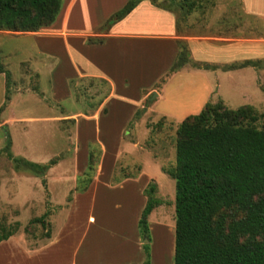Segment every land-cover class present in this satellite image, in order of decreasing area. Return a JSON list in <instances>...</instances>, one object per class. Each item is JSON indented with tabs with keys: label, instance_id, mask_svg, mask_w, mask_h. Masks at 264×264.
I'll return each instance as SVG.
<instances>
[{
	"label": "crops",
	"instance_id": "crops-1",
	"mask_svg": "<svg viewBox=\"0 0 264 264\" xmlns=\"http://www.w3.org/2000/svg\"><path fill=\"white\" fill-rule=\"evenodd\" d=\"M128 1L63 0L58 27L56 24L53 25L50 32L23 33L36 39H52L51 42L56 39L63 45L62 49L65 50L63 52L70 54L72 67L65 74L68 96H77V90L81 88L84 80L98 81L106 88L100 104L94 109H90L83 102L77 110L71 109L70 113H61L62 116L40 117L35 112L25 109L23 104L27 98L44 96L45 99L50 96L52 100L62 105L66 104L65 99L68 97L63 96L65 89L63 92L55 89V82L51 76L48 78V88H42V69L45 63L32 67V71L38 75L40 84L38 90L22 91L12 78L10 70L11 81L8 87L6 75L0 74V109L6 124L16 127L17 124H23L25 125L23 130L27 131L29 126L25 124L28 123L26 121L53 125L59 124L55 119L74 121L72 132V138L76 143L74 157L59 160V163L46 173L48 180L53 178L56 181H66V175L60 174V177L54 178L51 173L71 161L69 163L75 166L72 180L76 181L88 168L89 144L92 143L90 133L96 129L104 134H117V143L114 146L116 155L111 166L106 162L109 153L106 137L105 140L95 141L102 146V158L96 176L85 192L75 194L73 202L65 205L60 211L67 214L66 219L56 225L50 223V234L33 239L34 242L30 244L25 243L26 249L23 247L24 242L18 239L21 237L19 233L1 242L0 264H144L148 259V252L150 264H175L176 217L168 216L164 203L157 206L148 217L149 239L144 238L139 225L148 201L144 192L151 181L156 182L158 199L163 201L160 197L162 186L157 181L161 177V170L157 163L142 160L143 170L140 175L123 179L117 187H111L118 161L125 155L140 154L135 144L124 141V134L136 112L145 108L144 105L150 97L157 94L151 99L155 104L164 96H179L184 81L193 86L195 80L201 78L205 84L202 85L203 94L200 93L199 96H210L209 82L212 76L216 78L220 76L219 73L234 75L250 68L255 72L256 86H259V82L261 85L264 84V80L260 79V76H264V32L259 34L257 31L260 28L264 29V0H240L239 11L236 7L220 8L225 15L231 10L241 13L243 20L234 27L236 34L247 26L246 19L249 20L250 34H254L250 37L246 36V32L242 36L228 37L223 33L222 26L219 28L218 38L179 34L178 20L172 10L144 0L104 35L103 43L89 44L88 38L101 36L98 34L99 28ZM178 40L186 43L192 63L218 68L201 70L186 65L180 71L170 74L180 52ZM41 48L43 54H40V57L39 53L38 56L35 54L32 58H40L39 60L46 62L44 57L50 55L52 51L44 44H41ZM242 48L243 50H240ZM235 50L239 59L233 61L238 58L237 55L227 53ZM246 61L261 63L257 67L223 70L227 65ZM178 82L180 87H174V84H179ZM185 89L190 96H195L194 94L198 92L194 91V88ZM8 93L10 100L6 103ZM146 109L151 112V105ZM2 127L7 129L6 126ZM85 140L88 142L87 145L83 143ZM33 160L39 164L47 163L43 162V157ZM120 190L125 191L128 205L97 203L99 197L100 201H105L107 195H115L114 192H121Z\"/></svg>",
	"mask_w": 264,
	"mask_h": 264
},
{
	"label": "rangeland",
	"instance_id": "rangeland-1",
	"mask_svg": "<svg viewBox=\"0 0 264 264\" xmlns=\"http://www.w3.org/2000/svg\"><path fill=\"white\" fill-rule=\"evenodd\" d=\"M239 1L163 0L161 3L169 4L175 13L182 35L218 38L219 28L222 26V29H224L223 33L228 37L242 36L244 32L247 33L246 36H253L254 34H250V29L248 28L249 20L247 19V26L241 30L242 34L241 32L235 33L234 27L243 20L240 12L231 10L225 15L224 11L223 13L220 11V8L224 9L225 6L228 9L236 7L239 11ZM173 2L176 4H188L185 7L186 11L190 9L189 4L194 3V6L190 13L187 14L179 7L173 6ZM181 11L184 16H182ZM59 17L60 15L53 24H56V27L59 26L57 25ZM52 26L44 28L39 32H50ZM257 31L260 34L264 32V29L260 28ZM51 40L36 39L22 32H0L2 63L11 71L12 78L16 80V84L22 91H26L27 89L38 90L40 87L38 75L32 71V67L35 68L37 65L45 63V67L42 69V88H48V78L51 76L55 82V89L59 90V92H63L65 89L63 96H68V84L65 82V74L72 67L70 54L63 52V45L59 44L56 39H53L54 41L52 42ZM40 43L47 45L48 49L52 51V53H49L50 55L44 57L47 60L46 62H42L39 60L40 58H32L35 54L38 56L37 54L39 53V57L40 54H43V51H41L43 48H41ZM240 50H243V48ZM235 52L236 50L227 53L228 55H237L238 58H235L233 61L239 59L238 54ZM219 74L220 76H216V78L211 77L209 82L211 86L210 96H199L200 93L203 94L202 85L203 83L205 84L200 78L199 80H195L196 82L193 83V86L187 84L186 81L182 82L184 85L182 89L179 86V82L177 85L174 84V87H180L179 96H164L161 100H157L155 104L153 103L154 100L151 101L153 96L150 97L144 106L148 108L151 105V112H148L146 109L145 113L130 125L124 134V141L135 144L140 154L123 156L116 165L114 177L121 180L137 177L143 170L142 160L146 162L152 160L157 163L161 170V177L157 179L158 183L162 186L160 197L163 198V203L169 217H176V181L165 173L163 168L167 170L175 168L178 140L177 129L182 121L187 117L199 114L207 103H211L212 105L221 103L230 109L251 105L255 107V112L260 118L257 126L260 127L263 123L261 116L264 115V84L261 85V82H259V86H256L254 70L246 68L241 72L234 73V75L229 73H226V75L224 73ZM260 79L261 81L264 80V76H260ZM72 86L74 88V85ZM80 87L77 90V96H68L65 99L66 104H58L50 96L44 99V96L30 95L34 96V98H27L23 106L29 112H35L40 117L62 116L61 113H70L71 109L77 110V107L83 102L90 109H94L100 104L106 93V88L98 81L84 80ZM185 87L190 90L194 88V91L198 92L194 94L195 96H190ZM145 108H143V111ZM1 115L2 111L0 112V238L14 231L17 226L19 229H17L15 234H21V237L18 239L24 242L23 247L26 249L25 243L30 244V242H34L33 239H40L50 234V223L53 225L60 224L61 221L66 219L67 214L60 213V211L65 205L73 202L75 194L85 192L83 188L88 183L80 182L79 179L83 175L76 181L72 180L73 168L75 166L69 163L71 161H68V164L61 166L59 170L51 173L54 178L60 177V174L66 175V181H56L53 178L48 180L46 174L41 176L38 172L23 167L10 160L3 151L7 140L10 139L12 141L11 152L17 159L32 160L35 163L33 159L43 157V162H47L46 164L56 160L57 162L54 165H57L59 160H69L74 157V153L76 152V143L72 138L73 120L60 121L59 119H55L59 123L58 125L51 123L33 124L26 121L28 123L25 124L29 126L27 127L29 130L24 131L25 125L17 124L18 127H16L11 126L9 123L6 124ZM2 126H6L8 130ZM116 137L117 134H104L96 129L90 133V141L92 142L89 144L90 150L93 148L97 161L92 180L96 176L102 158V146L95 141H100L101 139L107 141L109 153L106 162L111 166L116 155L114 150V146L117 143ZM83 143L87 145L88 142L85 140ZM113 180L111 187L115 188L120 182H113ZM114 194L112 196L107 195L105 201H100L101 198L99 197L97 203L128 205L126 203L125 191H116ZM155 196L159 197L158 189ZM45 214L48 215L45 217L43 223L36 221ZM224 215L227 223H229L244 215V213L237 209H231L227 210ZM246 240L247 238L243 237L240 239L241 242H245ZM24 248L21 247V250L24 251ZM13 251L17 252L16 249H13ZM15 252L13 254H17Z\"/></svg>",
	"mask_w": 264,
	"mask_h": 264
},
{
	"label": "trees",
	"instance_id": "trees-1",
	"mask_svg": "<svg viewBox=\"0 0 264 264\" xmlns=\"http://www.w3.org/2000/svg\"><path fill=\"white\" fill-rule=\"evenodd\" d=\"M144 0H129L98 30L99 37L88 38L89 44H101L104 35L125 19ZM164 9L169 4L149 0ZM175 1V0H174ZM187 14L194 3L176 4ZM63 0H0V31L39 32L52 26L62 10ZM181 11V13H182ZM182 16L183 13H182ZM181 34V28L177 26ZM179 54L170 74L186 65L198 69L215 70L217 66L192 63L185 42L178 40ZM0 48V74H5L7 85L11 73L2 63ZM261 62L246 61L223 67L224 71L260 66ZM264 91V87H263ZM10 100L6 95V103ZM5 106V105H4ZM251 105L230 109L221 103H207L197 115L187 117L177 129L176 164L173 170L163 168L176 181V245L175 264H264V115L260 119ZM1 111V109H0ZM146 111L136 112L130 125ZM9 139V138H8ZM9 139L4 148L8 158L23 167L46 174L56 160L43 165L17 159L11 152ZM93 148L89 164L80 182L92 183L97 161ZM121 182L115 178L113 182ZM46 182V180H44ZM157 184L151 181L145 189L148 197L140 219V230L149 239L148 217L163 201L156 198ZM237 209L244 215L227 223L224 213ZM36 220L44 222L45 217ZM19 227L0 238V243L15 235ZM247 238L241 242V238ZM260 238V239H258ZM147 248V252H148ZM144 264H150L148 259Z\"/></svg>",
	"mask_w": 264,
	"mask_h": 264
},
{
	"label": "water",
	"instance_id": "water-1",
	"mask_svg": "<svg viewBox=\"0 0 264 264\" xmlns=\"http://www.w3.org/2000/svg\"><path fill=\"white\" fill-rule=\"evenodd\" d=\"M163 0H158V3H161ZM155 96L157 95L156 93L154 94ZM155 96H153V98L155 97ZM153 98H151V99H153Z\"/></svg>",
	"mask_w": 264,
	"mask_h": 264
}]
</instances>
